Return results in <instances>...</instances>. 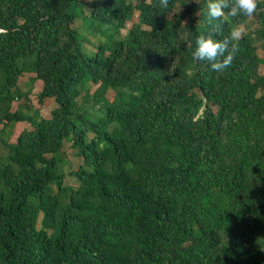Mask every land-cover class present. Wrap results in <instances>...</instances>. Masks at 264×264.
Masks as SVG:
<instances>
[{
	"label": "trees",
	"instance_id": "16d2710c",
	"mask_svg": "<svg viewBox=\"0 0 264 264\" xmlns=\"http://www.w3.org/2000/svg\"><path fill=\"white\" fill-rule=\"evenodd\" d=\"M209 2L0 0V264H264V0ZM239 25L223 73L193 59Z\"/></svg>",
	"mask_w": 264,
	"mask_h": 264
},
{
	"label": "clouds",
	"instance_id": "9594fccd",
	"mask_svg": "<svg viewBox=\"0 0 264 264\" xmlns=\"http://www.w3.org/2000/svg\"><path fill=\"white\" fill-rule=\"evenodd\" d=\"M159 7L167 9L169 0H158ZM258 7V0H210L207 6L206 17L208 22L222 20L225 10L230 17L246 16L252 17ZM215 33L219 34L220 26H214ZM245 35V26L234 27L228 37L222 40H214L211 35H199L195 39V49L192 52L194 60L210 62V68L217 73L230 67L238 54L239 40Z\"/></svg>",
	"mask_w": 264,
	"mask_h": 264
},
{
	"label": "rangeland",
	"instance_id": "374dc122",
	"mask_svg": "<svg viewBox=\"0 0 264 264\" xmlns=\"http://www.w3.org/2000/svg\"><path fill=\"white\" fill-rule=\"evenodd\" d=\"M130 25L131 24H129L128 27H130ZM76 26L78 27V29H80V28H81V30L84 29V31L81 33L85 36V38L87 39V41L89 43L92 42L94 44H97L99 37L89 34L88 30H85L86 29L85 23H83L82 21H78L76 23ZM124 34H125V31H122V35H124ZM88 42H86V43H88ZM85 45H87V44H85ZM27 79H28L27 75L20 78V84L23 83V86L21 85L23 90L27 89L24 85V83H26ZM41 87H42V85L39 81L34 83V85L32 86V91L30 93L29 98L32 101V104L34 105V109H38L40 111L42 117L48 118L50 116V111L52 110L54 105H53V102L51 100L46 101L42 105L38 104L37 99H36V95L41 90ZM95 89H96V86H91L89 93L92 94L95 91ZM17 104H18V102H15L13 104V109H15L17 107ZM27 129H30V127L27 123H17L13 127V129L11 130L9 141L14 142L16 140V138L18 137V135L23 130H27ZM75 152L76 151L74 149H70L68 144L65 145V147L63 149L62 157L67 162V166L65 167L66 171H68L69 169L75 170L77 168V166L81 163L80 159H78L75 156ZM65 182L69 185H76V181L70 177H66ZM65 182H64V184H66Z\"/></svg>",
	"mask_w": 264,
	"mask_h": 264
}]
</instances>
